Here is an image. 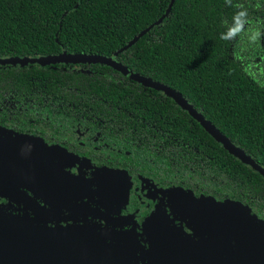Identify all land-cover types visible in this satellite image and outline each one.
<instances>
[{
    "label": "flooded vegetation",
    "instance_id": "1",
    "mask_svg": "<svg viewBox=\"0 0 264 264\" xmlns=\"http://www.w3.org/2000/svg\"><path fill=\"white\" fill-rule=\"evenodd\" d=\"M62 54L96 53L46 55ZM108 56L122 63L116 53ZM50 64L65 78L55 81L52 94L0 86V155L28 151L40 161L13 156L0 167V206L8 214L29 221L28 227L98 235L115 264H264V209L211 191L214 180L174 168L165 154L171 142L144 138L147 120L134 102L127 109L118 105L138 93V81H124L119 75L125 74L101 62ZM150 88L172 99L180 116L196 120L172 96ZM106 102L119 110L104 114ZM176 113L172 119L181 120ZM237 202L250 209L235 208ZM246 219L255 221L251 234L243 228Z\"/></svg>",
    "mask_w": 264,
    "mask_h": 264
},
{
    "label": "trees",
    "instance_id": "2",
    "mask_svg": "<svg viewBox=\"0 0 264 264\" xmlns=\"http://www.w3.org/2000/svg\"><path fill=\"white\" fill-rule=\"evenodd\" d=\"M170 2L0 0V56L63 50L116 53L132 70L184 94L264 166V0H174L160 23L119 52L163 17ZM241 11L246 12L242 31L222 38ZM50 65L1 66L0 86L5 90L3 83H9L8 89L22 87L30 92L37 88L52 94L58 87L56 82L65 78L61 69ZM119 77L135 82L122 74ZM138 85V93L118 105L127 109L129 101L134 102L137 114L147 120L143 122L149 130L145 139L162 146L171 142L165 146V154L175 162L174 168L200 173L207 181L217 182V186L208 187L211 191L217 189L220 194L264 209V177L258 171L232 155L189 114L176 113L172 99L140 82ZM169 103L173 107H168ZM111 108L108 102L102 104L104 114L119 110ZM172 111L181 120L172 119Z\"/></svg>",
    "mask_w": 264,
    "mask_h": 264
},
{
    "label": "water",
    "instance_id": "3",
    "mask_svg": "<svg viewBox=\"0 0 264 264\" xmlns=\"http://www.w3.org/2000/svg\"><path fill=\"white\" fill-rule=\"evenodd\" d=\"M173 3L174 0H171L163 17L134 36L119 50V52L134 45L143 35L150 31L155 24L160 23L163 18L170 13ZM83 60L111 65L131 79L172 96L181 106L186 108L191 115L226 148V150L245 164L251 166L264 177V166L256 161L242 147L235 144L213 122L200 113L181 93L176 92L161 81L134 72L131 68L119 63L111 56L97 54L8 56L0 57V65H46L58 61ZM3 134L4 131L0 130V136ZM6 152L9 153L8 158L4 155H0L1 170L4 168L3 163L9 159H14L13 156L20 159L24 158L25 161L31 162L34 165H38L35 163H40V161L30 158L29 155H31V152L28 151L12 152L11 150H6ZM39 154L41 155L42 153ZM238 204H235V208L250 209L241 203ZM4 207L3 205L0 206V264H99V262L101 264H106L105 261L109 262L106 250L101 244L104 239L100 238L98 235L82 231L62 232L61 230L47 227H28L30 224L29 221L21 218L19 215L8 214ZM249 223L254 225L255 221L251 220L248 222L246 219V222H244L243 228L246 230L245 233L247 234H251L253 230ZM262 232L264 235V230H262ZM107 250L110 251V249Z\"/></svg>",
    "mask_w": 264,
    "mask_h": 264
},
{
    "label": "clouds",
    "instance_id": "4",
    "mask_svg": "<svg viewBox=\"0 0 264 264\" xmlns=\"http://www.w3.org/2000/svg\"><path fill=\"white\" fill-rule=\"evenodd\" d=\"M245 16H246V12L244 11L237 13L236 16L234 17V26L229 28L228 33L222 38H225V39L232 38V37H235L238 33H240L244 25V20L242 18Z\"/></svg>",
    "mask_w": 264,
    "mask_h": 264
},
{
    "label": "rangeland",
    "instance_id": "5",
    "mask_svg": "<svg viewBox=\"0 0 264 264\" xmlns=\"http://www.w3.org/2000/svg\"><path fill=\"white\" fill-rule=\"evenodd\" d=\"M100 259H102V258H100ZM107 262L108 261H105L106 264H107ZM99 264H101V263L99 262ZM108 264H115V263L109 260Z\"/></svg>",
    "mask_w": 264,
    "mask_h": 264
}]
</instances>
